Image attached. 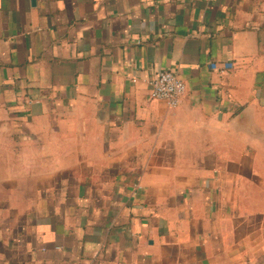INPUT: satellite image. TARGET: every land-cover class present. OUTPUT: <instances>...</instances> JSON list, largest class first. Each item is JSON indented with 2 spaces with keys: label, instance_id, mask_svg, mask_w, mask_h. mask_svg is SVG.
Here are the masks:
<instances>
[{
  "label": "crops",
  "instance_id": "obj_1",
  "mask_svg": "<svg viewBox=\"0 0 264 264\" xmlns=\"http://www.w3.org/2000/svg\"><path fill=\"white\" fill-rule=\"evenodd\" d=\"M0 264H264V0H0Z\"/></svg>",
  "mask_w": 264,
  "mask_h": 264
},
{
  "label": "built area",
  "instance_id": "obj_2",
  "mask_svg": "<svg viewBox=\"0 0 264 264\" xmlns=\"http://www.w3.org/2000/svg\"><path fill=\"white\" fill-rule=\"evenodd\" d=\"M212 66L216 67L214 63ZM148 85L149 98L164 101L170 107L179 106L182 97L187 92L185 81L170 69L156 72L149 80Z\"/></svg>",
  "mask_w": 264,
  "mask_h": 264
},
{
  "label": "water",
  "instance_id": "obj_3",
  "mask_svg": "<svg viewBox=\"0 0 264 264\" xmlns=\"http://www.w3.org/2000/svg\"><path fill=\"white\" fill-rule=\"evenodd\" d=\"M32 2H33V4H35L36 3V0H32Z\"/></svg>",
  "mask_w": 264,
  "mask_h": 264
}]
</instances>
